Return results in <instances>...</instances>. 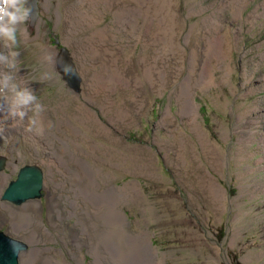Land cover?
I'll list each match as a JSON object with an SVG mask.
<instances>
[{"label":"rangeland","instance_id":"374dc122","mask_svg":"<svg viewBox=\"0 0 264 264\" xmlns=\"http://www.w3.org/2000/svg\"><path fill=\"white\" fill-rule=\"evenodd\" d=\"M94 1L104 8L101 13L87 14L97 20L78 25L82 31L77 32L74 41L82 42L84 65L93 71L110 69L101 63L111 57L121 59L118 64L124 68L121 81L125 82L117 87L113 111L100 112L102 122L107 128L111 126L117 141L111 142L103 133L104 137L92 134L99 141L93 148L96 159L86 152L76 159L93 174L92 190L114 189L119 202L99 207L94 217L91 202L82 195L85 188H91V175L84 167L77 169L75 155L65 158L60 145L53 144V151L44 145L35 152L29 147L31 160L47 172L46 195L22 206L0 207V228L29 244L21 253L20 264H43V258L50 259L48 264H95L90 250V236L95 233L102 264H130L132 258L144 253L127 234L143 232L151 237L161 264H264V0H247L245 6L233 0L235 11L228 7L229 0H178L177 23L172 25L168 13L158 14L164 35L158 48L165 54L160 68L145 64L158 54L154 41L157 25L141 27L145 25L143 18H150L148 11H153V5L147 3L157 0H126L121 7L115 4L117 0ZM71 2L78 4L79 0ZM122 8L128 11L126 16ZM137 8L143 12L139 24L130 21L131 15H137ZM252 12L253 22L247 20ZM103 28L107 38L102 35ZM217 35L228 42V57L216 64L214 81L204 83L191 49L209 43ZM68 37L72 42L70 33ZM179 42L182 48L176 51L171 46ZM31 44L28 40L21 50L30 51ZM42 44L45 48L48 39ZM59 46L66 47L63 43ZM127 56L134 59L133 65L123 62ZM21 60L24 64L25 56L21 55ZM228 66L231 73L227 72ZM42 71L29 75L38 82ZM199 79L206 84L205 91L195 90ZM184 81H191L190 87H182ZM41 84L49 95L47 102L53 104L64 91L55 77ZM185 91L195 97L201 113L188 119L187 124V117L178 112L176 105H180ZM169 104L175 113L163 124ZM119 107L129 113L125 121L116 120ZM156 116H160V122L153 125V142L149 143L143 136L142 119ZM194 127L211 137V149L196 138L200 135L192 133ZM51 128V136H40L44 143L55 142L59 135L57 124ZM161 129L165 134H159ZM181 132L191 137L199 156L187 150L188 159L195 157L192 166L183 167L182 160H176ZM173 139L174 146L165 148L164 142ZM218 154L223 157V169L219 171L213 167ZM204 174L213 176L226 189L228 200L222 208L211 203L200 189L198 179ZM116 209L126 218L124 228L115 224ZM32 253L35 256L30 260Z\"/></svg>","mask_w":264,"mask_h":264},{"label":"clouds","instance_id":"9594fccd","mask_svg":"<svg viewBox=\"0 0 264 264\" xmlns=\"http://www.w3.org/2000/svg\"><path fill=\"white\" fill-rule=\"evenodd\" d=\"M90 2L96 3L94 0ZM88 3V0H83L84 10L88 9ZM78 5L72 3L71 0H0V159H4V166L0 169V207L3 209L22 206L30 201L14 204L2 198L9 184L17 179L20 169L25 166L36 165L44 171V193L46 195L47 172L40 163L31 160L33 154L29 151V147H32L34 149L33 152H35L38 147L44 145L46 149L53 151L54 145H60L66 151L65 158L76 155V151H78V154H85L86 152L90 154L88 156L96 159L93 148L99 142L98 138L88 134L82 128L80 122L76 120L77 114L82 119H93L95 123L97 120L99 123V125L96 123L97 126L103 129L107 128L102 122L101 116L108 111H113L115 99L117 100V87L120 83L125 82L120 81L123 77L122 70L124 69L122 65L118 64L121 59L115 61L111 57L110 61L105 62L108 64L116 62L117 68H102L100 72L93 71L92 67L84 65L85 61H83L80 53L83 44L82 42L78 44L74 41V36L77 32L82 31L78 26L77 18L72 16V12L78 9ZM102 8L104 7L96 4V10H88L86 15L88 13H101ZM52 20L56 23L53 22L50 25L49 21ZM135 23L139 24V20ZM64 28H66V32ZM100 30L102 35L108 34L105 28ZM68 33L72 35V42L71 38L68 39ZM46 38L48 39V44L43 48L42 42ZM28 40L32 43L30 51L26 48L21 50L22 45H25ZM60 43L65 44L66 47L59 46ZM74 46H77V50L74 49ZM55 51L56 53H54ZM21 55L25 56L24 64H22ZM133 61L134 59L130 56L123 59V62L129 66L133 65ZM147 62L149 63H145L146 66L151 64L155 65L156 68L161 66V59L158 54ZM101 64L103 65L104 61ZM104 67L107 68V66ZM42 68L44 71L40 73L39 81L37 82L35 78H31L29 72L35 75ZM23 70L25 73L22 75ZM113 71L115 72L114 74L104 77L106 73H112ZM54 77L63 85L64 91L53 104L47 102L49 95L41 83L50 81ZM134 93L138 94V91ZM70 98L72 99L70 100ZM94 104H96V107ZM176 105L178 112L182 113L181 105ZM119 108L116 109L118 113H116L117 122L121 120L120 113L125 110V108ZM75 109H77V112ZM169 110H171V113L169 114V111H167L163 115L162 123L166 115L171 117L175 113L171 104H169ZM183 115L187 117L184 118V122L187 124V120L192 119L190 118V113L186 112ZM118 116L120 119H118ZM44 117L48 121L47 124ZM157 118L159 119L160 116L146 120L142 119L145 128L143 136L147 138L149 143L153 142V136H151L154 131L153 125L156 126L160 122ZM9 119L13 121L14 125L17 122H25V127H16L11 124ZM112 121L115 120L112 119ZM55 124L59 126V135H57L56 139L54 136L56 141H46V143L41 141L40 136L45 133L49 136L52 130L51 127ZM81 128L84 132V139L78 138ZM107 129L110 131V137L116 139L111 134L110 125H108ZM192 133L198 134L196 130H193ZM159 134H165L163 129L159 130ZM100 136L104 137L103 135ZM110 137L108 138L111 140ZM196 138L200 139V137ZM13 140L12 146H8ZM36 141H39V143ZM143 141L145 142V140ZM169 142L175 141L173 139V141ZM148 147L150 148L149 145ZM4 149L7 150L4 152ZM151 149L153 148L151 147ZM9 151L12 152L10 157L7 156ZM55 157V159H58L57 156ZM21 161L23 162L19 165ZM0 231L10 235L1 228ZM12 237L17 238L15 236Z\"/></svg>","mask_w":264,"mask_h":264},{"label":"bare ground","instance_id":"6f19581e","mask_svg":"<svg viewBox=\"0 0 264 264\" xmlns=\"http://www.w3.org/2000/svg\"><path fill=\"white\" fill-rule=\"evenodd\" d=\"M125 1L126 0H117L116 4H119L121 7L122 5L125 4ZM232 1L233 0H231V1L229 0V2L227 4H228V7H232L233 10L235 11V8H236V6L234 5L235 2H232ZM247 2H248L247 0L237 1V3L242 4L244 6L246 5ZM78 4H79L78 9L76 11L72 12V16L77 18L79 25L81 23H84V22H86L88 24H92L93 21L97 20V19H92L91 17L86 15V12L88 10H91V11L96 10V3L89 2L87 10L83 9V0H80ZM144 4H146V3L144 2ZM147 4L153 5L151 7L153 11H151V10L148 11V13L150 14V18L147 21L148 15H146L143 18L144 19L143 21H145L144 22L145 25L141 26V27L142 28H148V25H149V27L153 26L154 24L157 25V28L154 29V30H156V32L154 34V41L156 42L158 57L163 60L165 58L164 57L165 54H162V52L158 48V46H159V44L164 42V35L162 34V27L163 26L162 27L160 26L161 22H160V18L158 16V14L159 13H161V14L168 13L172 17V19H171L172 25L175 22L177 23L178 22V19H177V17H178V12H177L178 0H157L156 2H152V3L149 2ZM224 6H226V2L224 3ZM261 6H263V9H264V1L261 4ZM161 7H165L167 9H159ZM122 9H123V12L126 16L128 14V11L124 8H122ZM133 9H135V8H133ZM242 9L240 10V12H239V10L237 11V16H238V14L241 13ZM136 10H138L137 15H134V16L131 15L132 19H130V21L138 22L139 18L143 17V12L141 10H139L138 8ZM123 12H122V14H123ZM234 14H235V12H234ZM253 15H254L253 12L250 13L247 20L253 22V20H254ZM223 33H226V32H223ZM106 36L107 35L104 34V37H106ZM68 39H70V38L68 37ZM208 42L209 43L203 44V45L198 44L194 48V50L191 49L192 50V59L195 61V63L197 65H200L199 72L203 76L204 83L205 82L209 83V82L214 81L216 64L218 62L222 61L223 59H225L226 57H228L227 52H228V47H229V46H227V45H229L228 42H226L225 38L222 35L221 36L217 35L215 37L213 36V38L211 40H208ZM171 47H175L176 51H178V50L181 51L182 44L179 42L178 46H171ZM165 50H166V47H165ZM54 53H56V51ZM174 53H173V55H174ZM76 57L79 59L78 56H76ZM103 66L112 67L114 69L117 68L116 62H114L113 64H108V63L104 62ZM217 69H221V67H218ZM227 72L228 73L232 72V68L230 66L227 67ZM162 75H164V78L166 77L165 71H163ZM202 76H201V79H202ZM122 79H123V77L121 78V80ZM190 82L191 81H189V83ZM189 83H187L186 81L182 82V87H185V88L190 87ZM205 85L206 84H203L201 82V80L199 79L196 82L197 87L195 88V90L201 89L202 91H205L204 90ZM186 91L181 94V99H182V101H180L181 112L183 114H186V112L190 113V118L193 117L194 115H201L199 112L200 104L197 103L194 96L192 98L189 97V95L186 93ZM168 113L170 114L171 110H169ZM4 116H5V114H4ZM128 116H129V113H127L125 110H123L120 113L121 120H124ZM44 118H45V123L47 124L48 121H47L46 117H44ZM169 118H170V116L166 115L163 123L164 124L167 123ZM9 120L11 121V124H13V121L11 119H9ZM76 120L78 122H80L82 128L88 134L100 136L103 133V134L107 135V137H110V131L107 128H104V131H105L104 132L96 126V123L99 125L97 120L95 123V121L93 119H90V118H83L82 119V117L79 114H77ZM25 124H26L25 122H23V123L17 122L15 125L14 124L13 125L16 127H25ZM82 128L80 129V135L78 136L79 139H84V132H83ZM193 130H197L199 132L198 133V135H200L199 141H201V143H203L202 145L205 148L211 149L212 147H209V146H212V145H210V142H212L211 137L209 135H206L202 130H198L195 127L193 128ZM44 135L47 136L46 133ZM111 141L116 142L117 139H111ZM178 141H179V146H178L179 151H177L176 160L177 161L182 160V164L184 165L183 167H186L189 164H191L190 166L194 165L196 163V161H192V160L195 157H199V156L195 153V145H194L191 137H187L186 134H183V132H181L180 137H178ZM13 142H14V140L11 141L8 144V146L11 147ZM36 142L39 143V141H36ZM21 143H23V141H21ZM164 143L163 144L165 145V148H169V147L174 146L175 142H167L166 141ZM41 150H42V152H44L43 148ZM62 150L64 153H66L65 149L62 148ZM187 150H191L195 157L188 159ZM77 154H78V151H76V155H75V159H74L76 164H77V169H82L84 167L85 170L89 173L90 172L89 171L90 169H88L89 167L87 165H85L83 162L80 163L78 158L76 159ZM189 161H190V163H189ZM216 161H217V164L213 165L214 169H216L217 171H219L220 169H223V157L218 154V158H216ZM100 172L101 171L99 170V173ZM85 175H86V173H85ZM90 175H91V177L88 180V186H90L91 188H89V187L85 188L82 195L84 196L85 200H88L89 202H91L93 216L95 217L98 213L97 210L99 211V207L102 208L104 205H112L113 204V203H111L112 201H114V202H116V204H118L119 201L115 198L116 191H114V189L112 190L111 188H106L102 192L97 191L95 189L92 190V188H94L95 181L93 178V174L91 172H90ZM109 177L113 178V175H110ZM198 185H199L200 189L203 191L204 195L208 196L211 200V203H213L218 209L222 208L223 206L226 205V201L228 200V193H227L226 189L213 176H211V175L208 176L206 174L200 176L198 179ZM135 192H137V195L138 194L141 195V192H138L137 189L135 190ZM115 217H116L115 218L116 226H119L120 228H122V227L124 228L125 219H126L124 214L121 211L117 210ZM109 222L111 223L112 221H109ZM125 234H126V232H125ZM139 234L134 235V236L133 235L129 236L127 234L129 240L135 246L140 247V250H142V252L144 253V255H143L144 257L142 256L140 258H132L130 264H161L162 259L158 255L157 248L153 246L152 240H151V237L149 236V234L147 232H143V233H139ZM90 239H91V245H92L90 250H91L92 254L95 256V264H102L101 259H100L101 255H100V253L96 247V245L98 244V239H97L96 233L91 234ZM31 256L34 257L35 256L34 253L29 255L30 260L32 259ZM49 257H51V256H49ZM48 260L50 261L49 258H48ZM48 260L46 258H43L42 259L43 264H48L49 263ZM63 264H68V262H63Z\"/></svg>","mask_w":264,"mask_h":264},{"label":"water","instance_id":"95a60500","mask_svg":"<svg viewBox=\"0 0 264 264\" xmlns=\"http://www.w3.org/2000/svg\"><path fill=\"white\" fill-rule=\"evenodd\" d=\"M4 166V159H0V169ZM44 171L29 165L20 169L16 180L12 181L3 195V199L22 204L28 200L44 197ZM29 244L0 231V264H20L23 251Z\"/></svg>","mask_w":264,"mask_h":264},{"label":"crops","instance_id":"0c3cea01","mask_svg":"<svg viewBox=\"0 0 264 264\" xmlns=\"http://www.w3.org/2000/svg\"><path fill=\"white\" fill-rule=\"evenodd\" d=\"M151 136H153V132L151 133Z\"/></svg>","mask_w":264,"mask_h":264}]
</instances>
